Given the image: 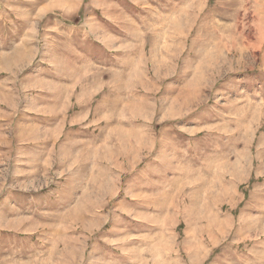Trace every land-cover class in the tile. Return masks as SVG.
Masks as SVG:
<instances>
[{"label":"rangeland","instance_id":"obj_1","mask_svg":"<svg viewBox=\"0 0 264 264\" xmlns=\"http://www.w3.org/2000/svg\"><path fill=\"white\" fill-rule=\"evenodd\" d=\"M156 233L264 264V0H0V264Z\"/></svg>","mask_w":264,"mask_h":264},{"label":"crops","instance_id":"obj_2","mask_svg":"<svg viewBox=\"0 0 264 264\" xmlns=\"http://www.w3.org/2000/svg\"><path fill=\"white\" fill-rule=\"evenodd\" d=\"M170 234V235H168ZM156 235L159 234H150L148 237H150L151 242L149 241V248L150 249H158V254L159 256H156V261L155 264H175V258H174V253H173V235L171 233H161L160 234V241L159 239H155ZM147 236V235H146ZM146 236H144L146 238ZM161 236L166 237V239H164L163 241L165 242L162 243L161 240ZM145 238H142V236H140V241L137 242V239H134L132 245L130 247H128V249L133 250V249H137V253H139L144 247V244L142 243L143 240H145ZM169 239V240H167ZM131 244V243H130ZM159 244V245H158ZM171 244V245H170ZM126 249V247H125ZM168 250H171V252H169ZM125 255H130L129 252H125ZM142 256V254H141ZM141 258V257H140ZM142 259V258H141ZM138 261V260H137ZM176 261L178 262V264H184L181 259L177 258ZM137 264H139V261L137 262Z\"/></svg>","mask_w":264,"mask_h":264},{"label":"bare ground","instance_id":"obj_3","mask_svg":"<svg viewBox=\"0 0 264 264\" xmlns=\"http://www.w3.org/2000/svg\"><path fill=\"white\" fill-rule=\"evenodd\" d=\"M232 18V17H231ZM160 76V75H159Z\"/></svg>","mask_w":264,"mask_h":264}]
</instances>
